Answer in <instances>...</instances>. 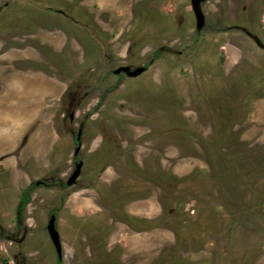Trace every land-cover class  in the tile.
Returning a JSON list of instances; mask_svg holds the SVG:
<instances>
[{
	"label": "rangeland",
	"instance_id": "rangeland-1",
	"mask_svg": "<svg viewBox=\"0 0 264 264\" xmlns=\"http://www.w3.org/2000/svg\"><path fill=\"white\" fill-rule=\"evenodd\" d=\"M10 1H0V193L9 196L4 181L17 195L39 180L65 181L73 170L71 133L84 122L81 175L63 189L65 198L87 199L83 224L103 195L112 207L123 197L128 214L145 219L163 213L161 198L175 197L159 227L127 234L128 264H264V224L257 234L244 226L239 206L235 220L216 208L197 139L215 140L219 115V128L231 129L247 158L264 144V49L248 35L264 45V0H204L200 32L190 0H109L114 4L103 10L94 7V21L73 20L80 28L71 32L45 17L42 1L6 8ZM157 50L162 56L149 63ZM127 65L147 69L136 78L112 74ZM243 112L244 121L227 123ZM21 114L24 125L11 122ZM8 160L18 168L25 162L29 176H11ZM193 171L192 181L181 180ZM250 182L264 190V174ZM31 194L24 230L15 231L14 212L0 213V225L20 239L0 240V264H55L45 230L49 207L58 203L55 188L33 186ZM241 201L250 206L248 195ZM252 207L264 214V201ZM65 239L72 251L73 240Z\"/></svg>",
	"mask_w": 264,
	"mask_h": 264
},
{
	"label": "crops",
	"instance_id": "crops-1",
	"mask_svg": "<svg viewBox=\"0 0 264 264\" xmlns=\"http://www.w3.org/2000/svg\"><path fill=\"white\" fill-rule=\"evenodd\" d=\"M43 4H45L46 11L44 12L45 17H50L52 20H55L61 27L59 29L61 31H65V29L73 31L74 29L78 30L79 24L71 23L73 20H81V21H94V16L91 14L94 12V7L98 6L99 9L103 10L104 6L109 5L110 3L114 4L109 0H40ZM108 2H110L108 4ZM16 0H11L8 4H6V8H9L10 5H14ZM25 3V0L19 1V4ZM116 3V2H115ZM38 8L32 9L31 16L35 13H38ZM54 12V13H53ZM69 13L73 14V17H69ZM0 15H2L0 13ZM37 15V14H36ZM34 16V15H33ZM77 17V18H76ZM72 18V19H71ZM73 29V30H72ZM75 33V31H74ZM81 33V32H80ZM75 34H78L77 32ZM79 35V34H78ZM83 38V41L89 43L85 34H80ZM26 106V105H25ZM28 107V106H27ZM26 107V108H27ZM2 108V106H1ZM29 111L28 117L32 116V109L27 108ZM20 119H13L11 122H16L17 126L24 125L26 120L21 121L22 114L19 116ZM23 118H25L23 116ZM31 121L30 119H28ZM6 122V121H5ZM16 139V136L13 137V140ZM12 141L8 143V146L5 147L4 150H8L12 143ZM17 148V147H16ZM3 150V151H4ZM6 150V151H7ZM20 153V152H19ZM19 160V159H18ZM16 160V162L18 161ZM42 159L39 160L41 163ZM25 164V167L23 166ZM27 164L25 162L21 163V167H14L12 162L8 160L5 166H8L9 172L12 174L11 176H15V178L19 181H24L23 174L29 176V172H24L22 167L27 169ZM83 166V164H82ZM13 167V168H12ZM54 168H44V172L54 171ZM58 179L62 180V177L57 175ZM6 186L9 192V200L7 199L9 196L5 193H0V213H10L13 212L18 200L19 194L23 188L27 185L23 186L18 195L14 191L15 189L9 187V183L5 182L2 184ZM14 185V184H13ZM50 188H55L56 195L58 197V203L53 207H49V214L55 210L56 215V229L58 231L61 249H62V264H128V253H127V240L126 236L128 233L138 234L143 231H136L131 229L124 221L120 219H115L112 216L111 212H115L119 218H124V215H129L127 211V201H124L122 204L121 196L120 198H116L115 205L106 203V200L103 199L104 195L101 197V203L96 199L93 202L97 208V212L95 215L91 216L93 218L92 222L87 225L83 224V210L84 205L87 203L86 198H75L74 196H68L65 198L63 194V190H61L57 186H53ZM6 192V191H4ZM7 193V192H6ZM109 194H106L108 196ZM32 196V194H31ZM71 197V198H70ZM105 201V203H104ZM31 202V200H30ZM28 203V205L30 204ZM28 205L25 208V211L28 209ZM123 215V216H122ZM89 217V216H88ZM108 217V218H107ZM136 217V216H134ZM59 223H61L59 226ZM69 231L68 240L65 239L67 235L66 232ZM82 236L87 239L85 242L81 240ZM91 238V239H90ZM67 240L68 242L73 240L70 244L71 250L66 251L64 249L63 240ZM92 240V241H90ZM83 241V242H82Z\"/></svg>",
	"mask_w": 264,
	"mask_h": 264
},
{
	"label": "trees",
	"instance_id": "trees-1",
	"mask_svg": "<svg viewBox=\"0 0 264 264\" xmlns=\"http://www.w3.org/2000/svg\"><path fill=\"white\" fill-rule=\"evenodd\" d=\"M248 35L251 38L253 37L250 34ZM256 41H258L257 38L254 40V42L257 44ZM257 45L264 49V45L262 46L260 43ZM163 51L173 53V51L169 49H164ZM162 53L163 52L161 50L153 52L149 58V63L159 59L162 56ZM102 100L103 99L100 100L98 105H101ZM246 115L247 114L244 112L238 115H228L226 120L227 123L230 124L238 123L244 121ZM214 117L217 118L214 120V124L217 127H220L219 124L221 121V116L214 115ZM83 124L84 122L81 123V126H83ZM219 127L213 136L215 140L197 138L206 155L208 179L211 186L213 187L216 199L218 201L216 208L225 210V212L230 215L233 220H235V214L233 213V210L237 209L239 206L243 209L245 215L243 221L244 226L251 228V230L253 229V232L259 234L260 230L258 228H262L261 225L264 224V214L256 211V209H254L252 206L259 207L262 201H264V190L259 191L252 188L250 181L253 178L264 174V144L253 147V149L249 152L251 157L247 158L246 154L243 152L244 149H246L245 146L239 141H236L237 139L235 140V138H233V132L231 129H220ZM226 144H229V151L222 149ZM195 174L196 172L193 171L181 180L192 181ZM178 181L180 180H177V182ZM55 185H58L62 188L66 187L65 184L60 180H56L54 184H50L48 187ZM32 189V186H28L21 191L19 202L16 208V219L18 221L17 227L15 229L16 232L24 230L23 223L25 218V208L31 200ZM246 195L249 197L250 206H244V204L241 203L242 197ZM174 200L175 197L173 195L161 198L160 202L163 213L155 219L137 218L131 215H124V218L121 219L118 217V215H116L115 212L111 213L115 219L124 221L131 229L136 231H146L159 227L162 222L173 213ZM124 201H126V199H123V202ZM262 229H264V227ZM0 240L15 241L17 243L20 242V239H15L14 236H12L10 232L1 225ZM56 264H62V260L57 259Z\"/></svg>",
	"mask_w": 264,
	"mask_h": 264
},
{
	"label": "water",
	"instance_id": "water-1",
	"mask_svg": "<svg viewBox=\"0 0 264 264\" xmlns=\"http://www.w3.org/2000/svg\"><path fill=\"white\" fill-rule=\"evenodd\" d=\"M204 2V0H190V7L194 15V20H195V31L200 32L204 26H205V17L204 14L202 13L201 10V4ZM255 40V37H252ZM257 44H259V41H256ZM146 71V68L144 66H137V67H130V66H119L116 69L112 70L113 75H124L127 78H136L143 74ZM69 119H73V114L69 115ZM80 137V131L77 133L76 140L79 141ZM80 149V144H78L73 152L74 156H77L78 152ZM81 167H82V162L78 161L74 164V169L71 172V174L68 176L65 184L67 187H71L76 184L80 172H81ZM39 182L36 183L38 185ZM45 230L47 232L48 238L55 250L56 256L58 259H61L62 256V249H61V242H60V237L58 234V231L56 229V217L55 215H50L46 226Z\"/></svg>",
	"mask_w": 264,
	"mask_h": 264
},
{
	"label": "flooded vegetation",
	"instance_id": "flooded-vegetation-1",
	"mask_svg": "<svg viewBox=\"0 0 264 264\" xmlns=\"http://www.w3.org/2000/svg\"><path fill=\"white\" fill-rule=\"evenodd\" d=\"M146 69H147V65L146 66H144ZM115 76H118L119 78H121L122 76H124V75H122V74H120V75H115ZM126 77V76H125ZM99 104V103H98ZM99 106V105H98ZM83 126H81V128H82ZM79 129L78 131H80V137H79V141H77L76 140V137H77V133H78V131L77 132H75V133H71V135H72V139H73V144H74V149H75V147L78 145V144H80V148H81V137H82V129ZM74 152V151H73ZM79 152H80V149H79ZM79 152H78V154H77V156H74L73 155V169H74V164L76 163V162H78V161H80L79 159H78V156H79ZM81 169H82V167H81ZM73 171V170H72ZM71 174V173H70ZM80 175H81V172H80ZM80 177V176H79ZM79 179V178H78ZM56 180H60V179H58V178H53V179H49V180H47V181H42V180H39V181H36V182H34L33 184H30V185H28V186H44V187H47V188H50V187H48L50 184H54L55 182H56ZM67 180V179H66ZM66 180L65 181H63V180H60V181H62L64 184H65V182H66ZM37 182H39V184L38 185H36V183ZM77 182H78V180H77ZM76 182V183H77ZM28 186H26V187H28ZM55 186H57V187H59L61 190H63V189H66V188H69V187H67L66 186V184H65V188H62V187H60V186H58V185H55ZM74 186V185H73ZM25 187V188H26ZM53 187V186H52ZM72 187V186H71ZM24 189V188H23ZM22 189V190H23ZM20 194H21V192H20ZM20 194H19V198H20ZM18 202H19V200H18ZM17 205H18V203H17ZM17 205H16V207H15V209H14V218H15V224H14V229H16V227H17V223H18V221H17V219H16V208H17ZM53 212V213H52ZM51 212V214H49V216L50 215H55V210H53ZM132 216V215H131ZM55 217H56V215H55ZM3 227V226H2ZM3 228H5V227H3ZM6 229V228H5ZM24 240V239H23ZM55 251V250H54ZM56 254V253H55ZM57 256H56V258H55V264H56V262H57ZM58 260H61V259H58ZM15 264H21V263H15ZM25 264H27V263H25ZM28 264H31V263H29L28 262Z\"/></svg>",
	"mask_w": 264,
	"mask_h": 264
}]
</instances>
